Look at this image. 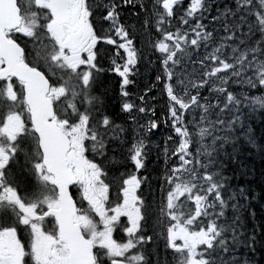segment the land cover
I'll return each mask as SVG.
<instances>
[{
    "label": "snow or ice",
    "instance_id": "snow-or-ice-1",
    "mask_svg": "<svg viewBox=\"0 0 264 264\" xmlns=\"http://www.w3.org/2000/svg\"><path fill=\"white\" fill-rule=\"evenodd\" d=\"M234 3L212 15L209 0H0V264H161V238L173 264H222L224 197L199 141L213 109L264 97V0ZM105 57L131 138L97 93ZM143 62L163 120L128 91ZM162 124L153 190L144 133Z\"/></svg>",
    "mask_w": 264,
    "mask_h": 264
},
{
    "label": "trees",
    "instance_id": "trees-1",
    "mask_svg": "<svg viewBox=\"0 0 264 264\" xmlns=\"http://www.w3.org/2000/svg\"><path fill=\"white\" fill-rule=\"evenodd\" d=\"M146 84L149 85L138 81L135 86L131 85L128 91L130 93L141 91ZM155 89L159 105L164 109L167 97L159 91V86ZM120 92L121 88L116 79L102 78L97 87V93L103 95L108 110L117 124L118 116L115 112L119 109L120 101L117 95H120ZM257 93L259 95V92L253 90V94ZM261 98L259 102H254L258 116L246 111V116L252 117L250 142L246 141V137L235 134L242 138H236L234 142L224 146L221 156L223 169L230 176L228 183L236 192L233 201H236L237 207L234 216L238 233L236 243L238 264H245L248 261L251 264H264V97ZM238 101L244 102L240 96ZM121 124L125 126V123ZM203 147L200 145L198 149L203 150L205 148ZM233 190L231 192H234ZM229 196L230 194H227V198Z\"/></svg>",
    "mask_w": 264,
    "mask_h": 264
},
{
    "label": "rangeland",
    "instance_id": "rangeland-1",
    "mask_svg": "<svg viewBox=\"0 0 264 264\" xmlns=\"http://www.w3.org/2000/svg\"><path fill=\"white\" fill-rule=\"evenodd\" d=\"M209 3L212 6V15H217L216 8L213 7L212 1L209 0ZM207 23V21H205ZM219 27V25H217ZM222 34V33H221ZM217 41V45H218ZM211 49H209L210 51ZM240 89L239 91H241ZM208 95V94H206ZM148 95L145 96V99H150L147 97ZM240 96L244 97L246 102H242L241 104L235 101H230L227 102V107L225 108L223 105L219 109H213L211 115V131L208 134L207 140L205 141L204 138L202 141L200 140L199 142H202V144H205L203 146H207L209 153L212 155L211 158L213 162H207L205 163L204 159L203 162L206 164V167L204 170L209 172L214 180H216L220 174L221 170L218 168V160H216V157L220 154L221 151V146L222 144L226 143L229 140H233L234 132H237L236 126H239L241 130L239 129L238 132L244 133V135L247 134L246 128H247V123H246V117L243 112V108L245 106H248L249 108H252L254 106L252 100L260 101V97H248L246 96L243 92L240 93ZM134 101V99H133ZM134 102H138L135 100ZM213 102H215V95H213ZM246 103V104H245ZM138 115V114H137ZM140 117L137 116V119ZM148 117H143L139 120L141 124L145 122V120ZM222 122V123H221ZM129 138L132 136V131L130 134H127ZM144 135L147 137V140L150 141L152 147L150 149V152L154 150V146L158 145L161 148H163L165 141L167 140L169 135H172L170 130L168 129V126L166 124H162L159 128L158 131H155L154 133H147L145 132ZM152 142H157V144H153ZM223 151V149H222ZM217 155V156H216ZM203 158V157H202ZM218 158V157H217ZM216 162V163H215ZM129 167H131L129 165ZM154 181L156 178L154 177ZM232 227H236L235 223H231Z\"/></svg>",
    "mask_w": 264,
    "mask_h": 264
},
{
    "label": "flooded vegetation",
    "instance_id": "flooded-vegetation-1",
    "mask_svg": "<svg viewBox=\"0 0 264 264\" xmlns=\"http://www.w3.org/2000/svg\"><path fill=\"white\" fill-rule=\"evenodd\" d=\"M137 10L138 9H129V11H133V12ZM109 47L114 48V46H109ZM110 60L111 59L109 57H105V59L101 62L100 67L107 68V65L109 64ZM149 142H150L149 140H146V143H149ZM152 143L157 144V142H152ZM157 146L158 145L154 146L155 149L150 152V155L147 160V170L144 171L143 173L144 175L149 176V181H150V184L152 185L153 190H155L157 187L156 180L154 181L153 179L154 177L157 178V176H159L162 173L163 168H164V155H163V152L160 150L162 148L160 147V149H158ZM123 170H124L123 168L120 169V171H123ZM129 170H131V167H129ZM115 235L117 236V238H119L123 234L117 233ZM157 252H158L159 260L161 264H163L165 258L168 260L169 264H173V261H172L173 251L171 249L165 250L164 240L162 238L157 241ZM217 255H221V252H217ZM151 259L154 261V264H155L157 256L153 255ZM222 264H233V261L228 258V255H224Z\"/></svg>",
    "mask_w": 264,
    "mask_h": 264
}]
</instances>
